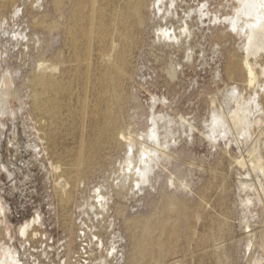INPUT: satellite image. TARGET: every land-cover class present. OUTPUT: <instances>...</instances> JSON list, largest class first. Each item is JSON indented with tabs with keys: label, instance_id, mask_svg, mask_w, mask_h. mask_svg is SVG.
Instances as JSON below:
<instances>
[{
	"label": "rangeland",
	"instance_id": "rangeland-1",
	"mask_svg": "<svg viewBox=\"0 0 264 264\" xmlns=\"http://www.w3.org/2000/svg\"><path fill=\"white\" fill-rule=\"evenodd\" d=\"M180 1L191 9L205 2L212 9L221 7L219 0ZM90 2L83 0V9L96 15L97 28L89 51L82 35L74 48L66 30L75 24L70 16L75 0H64L59 9L53 0H12L0 8L5 16L0 27V71L12 73L8 107L15 112L0 115L5 123H0V195L7 208L11 243L24 244L17 227L32 212H39L58 238L56 242L66 241L64 255L56 248L53 258L67 255L69 260L77 248L73 217L77 202L84 196L93 204L97 197L101 204L104 196L105 216L99 223L103 248L97 250V255L105 256L104 264H264V175L253 167L258 155L264 164V134L256 130L255 139L246 142L237 131L226 138L228 142L223 133L216 141L208 137L216 125L210 126L212 112H227L226 97L234 87L247 98L252 92L244 79L231 78L227 72L231 55H243L244 38L230 26L209 20L199 23V17L188 18L182 10L175 21L153 15L134 33L126 56L127 98L121 126L136 140L141 136L146 140L156 113L158 136L166 149L151 173V182L139 185L135 167L141 162L136 160L129 167L127 143L92 145L90 124L99 107L100 76L106 68L98 33L106 2L94 0L95 6ZM109 5L110 15L121 17L127 3L111 0ZM219 14L226 16L222 11ZM186 24L188 30L183 29L177 43L161 37L162 28L178 31ZM85 26L90 25L85 22ZM117 27L123 26L112 22L110 31ZM111 40L109 36V45ZM250 61L258 77L256 90L263 97L264 46ZM43 63L58 66L57 87L42 88L34 82ZM261 117V112L252 115L253 120ZM94 151L100 157L89 159ZM64 180L71 193L67 206L62 205L58 188ZM166 206L181 235L170 238L156 229L162 255L135 261L136 238H145L143 222L158 221Z\"/></svg>",
	"mask_w": 264,
	"mask_h": 264
},
{
	"label": "bare ground",
	"instance_id": "bare-ground-1",
	"mask_svg": "<svg viewBox=\"0 0 264 264\" xmlns=\"http://www.w3.org/2000/svg\"><path fill=\"white\" fill-rule=\"evenodd\" d=\"M10 1L12 0H0V8H5ZM63 2L64 0H53V4L58 9ZM105 2L103 9L100 11L102 23L99 26L100 29L98 33L104 46L102 59L106 64V68L102 71L100 76L101 96L99 98V107L95 109V118L90 124L92 134L94 135L92 145L97 146L100 143H105L107 145H115L122 142L127 143L129 146V152L127 153V163H129V167H131V164L136 160L141 162L140 167H135V175H139V185L151 182V173L161 156L166 154V149L158 136L160 120L158 121L159 118H157L156 113L152 115L150 124L151 130L147 133L148 139L146 140H143L142 136L140 140H136L132 135H129L128 132L123 130L121 126L122 105L127 98V95L124 93V79L126 78L125 72L127 67L126 56L134 41V33L136 31L139 32L141 25H144L153 15L162 16V21H175V16L180 17L182 15L180 10H182L184 15L187 14L188 18L193 19L194 16L199 17V23L201 21L202 23H206V21L209 20L211 24L213 22L214 25L223 24L228 27L230 26L232 31L241 38H244L243 55H231L227 72L231 78L244 79L246 81V88L248 87L252 92L247 98L239 91L237 86L234 87V91L231 89L233 92H231V94L229 93L230 95L226 97L227 106H222L228 108L227 112L223 110L221 112L217 110L212 112L213 122L210 123V126H212L213 123L216 125L211 128L213 134H209L208 137L216 141L218 137H220L219 134L223 133L225 139H230V135L231 137L232 135L234 136L235 131H237L246 142V140L248 141L254 138L256 130L264 134V96L261 97L260 92L256 90L258 77L256 76V68L250 61V57L257 54L258 48L264 46V0H219L218 5L221 7L213 9L208 2L201 3L196 9H191L189 5H184L183 1L180 0H153L152 2H150V0H126L127 6L121 17H112L109 10L111 0H105ZM91 3L94 5V0H91L90 4ZM75 4L76 6L72 9L70 14L75 20V24L68 27L66 26V30L73 47L78 45V37L82 35L86 39L87 51H89V46L92 44L93 35L96 33L97 28L95 25L96 15H94L93 12L91 14L85 13L83 9V0H75ZM228 8H232L233 12L228 14ZM94 10L92 9V11ZM221 11L222 13H226V16L223 17L222 14H219ZM18 13L19 9L16 8L14 15L17 16ZM14 15L13 17H15ZM4 21L5 16H1L0 13V27L3 26L5 23ZM85 22H88L90 25L88 29H86V26L84 27ZM112 22L117 25H122L123 27H121V29L117 27L115 28L117 29L115 32H111L110 25ZM183 29L184 31L188 30L187 24L186 26L180 27L178 31H176V29L168 30L162 28L161 37H164L166 41L173 44L175 40L179 41V38L182 37L184 32ZM231 35H233L232 32ZM109 36L113 38L110 45L108 43ZM177 41H175V43H177ZM2 55L0 54V59ZM57 67L58 66L54 64L43 63L38 69V74L34 75V82L42 88H47L48 86L57 87L59 84L55 77L57 73H55V71L58 70ZM11 75L12 73L9 70L3 73L0 71V115L2 114L3 117L6 113L15 115V112L8 107V99L13 92ZM231 104H234L235 107H232ZM259 112H261L262 117L259 120H253L252 115L254 116L255 113ZM0 123L1 126H5L3 118L0 119ZM260 133L259 135H261ZM238 138L239 137L236 138L237 142H239ZM253 141L255 142L256 140ZM0 155H2L1 152ZM96 157H100V153L94 151L89 154L88 158L94 159ZM129 167L125 169L127 173H129ZM253 167L261 171L264 175V164L261 155L257 156L255 166ZM4 168L6 169V166H4ZM6 171L9 172L7 169ZM127 181H129V183L131 182L129 177ZM135 183H137V181H135ZM58 184V188H60L59 190L61 192V203L63 206H67L71 194L69 191V182L64 180V182H58ZM95 193H99V189H95ZM99 197H101V195H99ZM102 198L105 200L104 196H102ZM103 199H101L100 206L104 212L105 203H103ZM97 200L99 201V199ZM169 202L170 205H174L172 200H169ZM177 209V214L181 215L180 211L182 210L180 207H177ZM6 215L7 208L0 195V264H25L27 261H29L30 264H44L39 260V257L27 247V239L23 240L24 244H21L20 247L11 243L10 240L13 239V235L10 225L7 222ZM39 217L41 216L39 215ZM30 227V222H25L19 227V234L23 236L29 234ZM156 229L167 234L170 238H176L181 235L179 226L170 216V208L167 206L164 207L161 212V218L158 221L151 222L146 220L143 222L142 230L145 238H136L134 245L135 261L139 262L144 258L150 259L162 255L163 249L160 245V241L157 240L160 238L154 236ZM262 235L264 236V234ZM6 239H9V241H6ZM35 251L39 250L35 249ZM21 252H23V254Z\"/></svg>",
	"mask_w": 264,
	"mask_h": 264
},
{
	"label": "built area",
	"instance_id": "built-area-1",
	"mask_svg": "<svg viewBox=\"0 0 264 264\" xmlns=\"http://www.w3.org/2000/svg\"><path fill=\"white\" fill-rule=\"evenodd\" d=\"M84 186L85 185L83 183L80 185L82 189ZM97 199L98 198L96 197L95 203L91 204L88 199L81 196L74 208L73 217L77 229V248L71 254V258L69 260H66L67 255L66 257H60V260L59 255L57 256V259L53 258L52 252L54 249L56 250V248L59 251L58 253L64 255L63 252L65 251L66 241L61 240L56 242L55 239L58 238L51 233L50 228L47 226L42 216L39 217V212H32L28 218L22 221V223L27 221L30 222L31 227L29 234H26L25 236L19 234L18 228L22 223L18 225V237L23 240L27 239V247L30 248L44 264H65L66 262V264H104L105 260L102 261V259L105 258V256L102 257V253L97 255V250L103 248V245H101L103 236L99 223L105 215L103 214L104 212L102 211L100 203ZM61 239L66 238L61 237ZM114 239H116V237ZM35 249H38L39 251H35ZM58 253L56 252V254ZM108 253L109 251L107 254ZM97 259H99V261Z\"/></svg>",
	"mask_w": 264,
	"mask_h": 264
}]
</instances>
